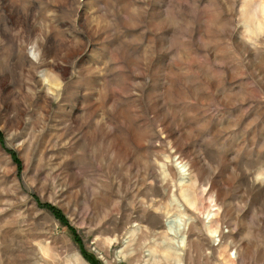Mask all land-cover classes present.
Segmentation results:
<instances>
[{"label": "rangeland", "instance_id": "374dc122", "mask_svg": "<svg viewBox=\"0 0 264 264\" xmlns=\"http://www.w3.org/2000/svg\"><path fill=\"white\" fill-rule=\"evenodd\" d=\"M0 264H264V0H0Z\"/></svg>", "mask_w": 264, "mask_h": 264}, {"label": "trees", "instance_id": "16d2710c", "mask_svg": "<svg viewBox=\"0 0 264 264\" xmlns=\"http://www.w3.org/2000/svg\"><path fill=\"white\" fill-rule=\"evenodd\" d=\"M85 256H86V255H85ZM87 257L92 261V263H95V261H94V259H93L92 257L86 256V258H87Z\"/></svg>", "mask_w": 264, "mask_h": 264}, {"label": "bare ground", "instance_id": "6f19581e", "mask_svg": "<svg viewBox=\"0 0 264 264\" xmlns=\"http://www.w3.org/2000/svg\"><path fill=\"white\" fill-rule=\"evenodd\" d=\"M185 196H187V194H185ZM212 216H213V214H212ZM172 230V229H171ZM181 242H182V239H181Z\"/></svg>", "mask_w": 264, "mask_h": 264}]
</instances>
